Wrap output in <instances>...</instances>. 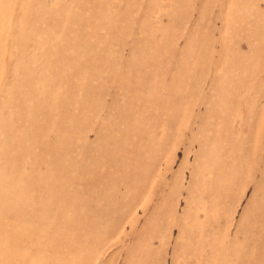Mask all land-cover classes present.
<instances>
[{
    "label": "rangeland",
    "instance_id": "374dc122",
    "mask_svg": "<svg viewBox=\"0 0 264 264\" xmlns=\"http://www.w3.org/2000/svg\"><path fill=\"white\" fill-rule=\"evenodd\" d=\"M0 264H264V0H0Z\"/></svg>",
    "mask_w": 264,
    "mask_h": 264
}]
</instances>
